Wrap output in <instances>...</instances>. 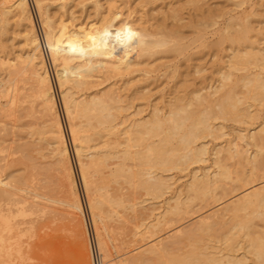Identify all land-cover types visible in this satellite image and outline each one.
Returning a JSON list of instances; mask_svg holds the SVG:
<instances>
[{
	"label": "bare ground",
	"instance_id": "obj_1",
	"mask_svg": "<svg viewBox=\"0 0 264 264\" xmlns=\"http://www.w3.org/2000/svg\"><path fill=\"white\" fill-rule=\"evenodd\" d=\"M116 1L33 0L61 89L79 175L87 194V204L96 232L104 204L116 205L119 208L128 205L132 211L138 210L137 207L135 209L138 202L134 203V198L129 195L128 201L121 198L120 194L107 199L109 196L105 192L106 200L105 197L99 196L101 194L98 195L97 192L104 190L103 184L106 181L100 186L95 180L96 176L99 178L107 170L108 182L119 186L125 184V187L128 185L132 189L131 192L142 190L149 197L161 198L171 190L173 184L170 183L173 177L170 176L169 179L165 174L173 171L181 173L194 164L207 162L208 139L217 140L225 135L224 122L247 123L257 119V114L251 111V103L264 106V52L254 47L252 41L244 48L251 39V25L246 22L236 23V29L233 28V23V27L227 23L225 28L218 26L216 22L211 23L212 17L206 13L209 11L202 9L204 2L201 6L197 5L202 0H174L169 15L172 22L169 24L166 21L159 24V21L153 20L152 14L151 19L158 24L150 23L152 20L148 13L154 10L151 7L147 12L145 9L140 13L138 8L139 17H134L135 20H131L132 13L127 10L129 15L126 19H119L118 24H115L117 14H112L114 11L111 13L110 8ZM156 1L158 2L143 0V3L148 6ZM182 1L193 6V13L184 15L188 16L186 23H183L185 17L180 13L184 9L177 7L181 4L174 5ZM125 3L124 7L122 4L123 8L127 5ZM54 5L59 10L57 13L60 12L59 16L53 15L55 18L49 13V9ZM105 5L108 10H105ZM213 14L211 12L212 16ZM165 18L168 17H164L163 21ZM214 20L212 18V21ZM233 20L234 18L231 21ZM246 21L248 22V19ZM11 22L24 28L25 49L16 57L15 62L0 60V64L9 70L15 79L11 89L0 91V99L7 98L10 110L18 105L25 110V116H33L37 109L43 115V127L38 133L48 136L44 139L52 149L54 166L51 167H54L53 170L67 195L64 204L72 211L82 213V205L72 176L69 149L62 123L56 113L51 80L42 52V38L40 39L37 33L28 0L0 2L1 36L6 35L7 26ZM211 26H215L212 31ZM211 35L217 37L215 46L222 47L228 42V47H231L229 51H232V54L229 53L230 58L228 55L229 63L226 61L228 70L223 72L225 67L223 69L222 65L216 71L219 76L216 86L208 79L206 81L211 84L204 81L206 76L203 72L207 65L204 67L202 63H198L207 59L208 55L201 54L200 52L204 51L201 48L206 49L209 44L214 46L209 39ZM243 43L246 44L242 45ZM195 44L196 48L202 50L199 52L201 57L194 58L197 64H189L193 67V70H190L186 62L193 61L192 55L195 53L189 55L188 50L195 49ZM233 44L244 46V49L241 47L243 51L235 52L236 45ZM2 47L4 46L1 45ZM117 47L122 51H116ZM181 60L185 61L186 66L181 64ZM206 61L208 60L203 64ZM249 67H258L259 72H250ZM180 68H185V71L181 72ZM237 71L243 73L238 75ZM191 73L203 74L204 77L199 76V79L204 82L196 83L191 80L194 79V74L190 76ZM25 80L29 81L28 92L24 90V85H20ZM35 105L39 108H35ZM3 131L2 128L1 132ZM237 139L247 140V145L254 148L252 155H239L234 140L226 141L224 146H215L212 153L215 171L209 173L204 169L202 174H198L197 170L190 172L189 181L183 189L168 198L169 202L163 212L147 223L144 232L133 233L135 237L140 236L141 240L149 239L156 230L168 225V216L187 213L195 201L208 198L214 201L225 199L219 214L214 212L203 217L195 228L202 233L210 230L213 232L209 220L214 217L216 222L210 220L212 223L227 227L221 241L219 240L223 242V247H220L223 249L217 250L213 247V252H207L209 248L200 249L193 245V251L190 249L177 257H169L166 262L160 252L167 249L163 250L160 242L156 244L154 240H150L138 255L133 256L130 264H146L147 259H150L145 256L147 253L155 255L158 261L164 257L166 264H246L250 260L249 256H252L253 262L264 264V117L262 123L252 128L251 132H239ZM236 158L239 167L236 168L237 176L233 179L225 162ZM245 165H251L248 173L244 172ZM50 170L52 171V168ZM258 170L262 171L260 176L257 174ZM221 187L223 189L218 193L217 190ZM240 189L243 190L242 195L237 198L235 196L233 200V194ZM121 190V194L125 193ZM19 191L12 186L11 181H5L0 176V203L16 207L22 215L27 206V199ZM124 195L123 197L126 196ZM229 196L231 198L226 199ZM130 201L132 204L129 205ZM44 208L47 206L42 209ZM254 219L263 224L261 230L252 231V228L257 227ZM137 229L139 228L135 230ZM149 233L152 235L148 236ZM192 235L194 234L189 236L190 239ZM198 235L199 238L203 236L200 233ZM93 241L90 245L91 254L93 250H100L103 256V262L99 256L100 264H111L112 259L98 232ZM239 251L242 253L239 254Z\"/></svg>",
	"mask_w": 264,
	"mask_h": 264
},
{
	"label": "rangeland",
	"instance_id": "obj_2",
	"mask_svg": "<svg viewBox=\"0 0 264 264\" xmlns=\"http://www.w3.org/2000/svg\"><path fill=\"white\" fill-rule=\"evenodd\" d=\"M120 1L117 0L113 3L114 5L112 7L114 9L112 7V9L110 8L111 13L114 11L112 14H117L115 19L116 22L114 21L115 24H118L120 20L126 19V16L129 15H127V10L129 11V13H132V19L130 16L131 20H135V18L138 19V8L140 10H138L139 13L144 12L142 10L146 9L145 12H147V9L149 10L153 8L154 10H151L152 13L149 11L150 13H148V17L150 18V20H152L151 18L153 17V20L159 21V24L165 21L168 24L172 22V20L169 18V15L171 12L170 9L173 8L172 4L175 2L174 0H158V2L156 1L153 4H148V6L144 5L145 3H143V0ZM0 2H2V0H0ZM123 2L127 4L125 5V8H123ZM136 3L138 4V6H136ZM201 3L204 7L202 9H204L205 11H209L206 13H209V16H211L213 20L215 19L214 21H212V18L209 17L211 23L216 22L218 26H223V28L228 25L227 23H229L230 25L231 23H233L234 27L232 25L231 26L236 29L238 28V25L236 26V23L244 24V22H246L247 24L251 25L249 26L251 28V34L249 33L251 39H249L247 44L243 43L242 45L246 44L244 45L245 47L243 46L244 48H246L248 44H251L250 42L252 41V44L254 43V47L262 49L261 51L264 52V0H202V2L200 1L199 4L197 3V5L201 6ZM34 4L35 3L33 2V0H28V5L32 12L33 21L37 29V33L39 35V38H42V52L44 54L46 66L48 68L47 70L51 80L52 92L56 103V113L59 116L60 122L62 123L63 131L65 133L69 149L72 176L75 180L76 190L82 205V213H78L76 211L74 212V210L72 211L71 208H68V206L64 204L66 202L67 195L62 183L58 180L56 172L53 170L54 167H51L54 166V159L51 153L52 149L45 140L48 136L45 137V135H41L38 133L43 127V115L38 109L37 111L36 109H34L36 112H34L33 116H25V110L23 111L18 105L10 110L11 108L8 105L7 98L2 97L0 99V110H2V113H0V135H3V137H0V142L2 140L3 141L0 143V176L5 181H11L12 186H14L17 190H20L19 193L21 195L23 194V196L27 199V206L26 209L24 208L26 212H22L21 215L20 211L16 207H9L5 204L0 203V264H92L90 245L91 242L93 243V240L97 237V232L100 234V237L105 243L107 253L112 259L111 264H130L133 261V256L138 255L139 252H141L146 247V242L150 240H154L156 244L160 242L159 245L164 247H162L163 250L167 249V252H160L166 259L162 257L161 259L159 258L160 260L158 261L155 255L145 253L146 258L150 257L149 260L147 259L146 264H166L165 261H168L169 257H177L178 254L180 255L183 253H187V251H190V249L191 251H193V245L198 246L200 249L207 247V249H210H208L207 252H213L211 250L213 247L217 248V250L218 248L223 249L220 248L223 247V242L220 241L226 231V226H223L219 223H212V221L216 222V219L214 217H211L210 220L212 221L209 220V222L211 223L213 232L210 230V232L208 231L202 233L198 232L195 228L199 226V220L203 219V217L205 218L210 214H214V212H216V215L219 214L218 212H220L221 208L223 209V201H226L225 199L214 201L213 199L208 198L204 201H195L192 205L191 210H189L187 213H183L180 216H168V225L156 230V233L154 235H152L151 233L147 234L148 236L152 235L151 237H149V239L141 240L139 238L140 236L137 237V235L135 237L133 233L144 232L147 223H149L154 218V216L163 212L167 202H169L168 198H171L172 195L178 190L183 189V186L189 181V178L191 176L190 172H194L197 170L198 174H202L204 172V169L209 170H205V172L209 173L215 171L212 155L213 148L215 146H224L226 141L234 140L233 143L235 144L239 155H245L246 153L248 155H252L254 148L247 145L246 139H237V136L239 132L242 134H246L249 130L251 132L252 128L257 127L260 123H262L264 117V106H258L257 103L255 104L253 102L251 103L252 109H250L251 111H253V113L257 114V119L254 118L253 120H249L247 123H239L233 121L224 122L223 125L225 135L217 140L208 139L209 142L207 144L209 153L207 156V162L194 164L190 166L187 171H183L181 173L173 171L167 173L168 175L165 174L169 177V179L171 178L170 176L173 177L170 182L171 184H173L171 186V190L169 192L167 191V193L161 198L155 199L149 197L145 195L142 190H139V192L138 190H134L135 192H131L132 189H130L128 185H126L125 187V184L119 186V184H115L111 181L108 182L109 175L107 170H105L103 174L99 176V178L98 176H96L95 180L97 181L98 185L101 186L104 181H106V184H103L104 190H100L97 192L98 195L101 194L99 196H102V198L105 197L104 195L106 192L107 196H109H106L107 199H110L112 196L113 198H115L114 196H119L120 194L121 198H124V200H130V198H128L127 196L129 195L130 197L134 198L132 199L133 201H136H134V203L141 202L139 206L138 203L136 204L135 209L136 207L138 209L136 212L132 211L131 208H128V205L119 208V206L117 207L116 205L115 207L114 205L112 206V204H104V206H102L103 211L101 210L99 215L101 217V220H98V230L96 232L94 231L92 225V214L90 213L87 204V194L84 186H82V180L79 175V166L77 158L75 156V149L69 133V122L63 107L61 89L59 88L55 74V68L48 53V47L46 46L44 41L45 39L43 38L44 30L43 28L41 29L42 26H40L38 12ZM237 4H241V6H238ZM174 5H179L177 7L181 6L180 8L184 9L182 12H180L182 9L179 12L181 13V15L183 14L182 17H185V21L183 23H186L188 16L184 15H186L187 13H193V9L191 8L192 5L186 4L184 1ZM182 5L185 6V8ZM189 6L190 8H188ZM106 7L107 6L105 5V10H108V7ZM58 11L59 10L55 8V5L51 6V8L49 9V13L52 16L54 14L55 16H59L60 12L57 13ZM211 12L216 15L213 14V17L211 15ZM118 14H121V16L119 17ZM123 15L125 16V18H122L124 17ZM55 16L53 17L55 18ZM166 16L169 19L165 18L166 20L164 19L163 21V18ZM154 17L156 19H154ZM232 18H234L233 21H231ZM247 19L248 22L246 21ZM153 20L150 23H154L155 21ZM14 24L15 23L11 22L7 26L6 35H0V60L6 59L9 60V62H15L16 57L19 56L25 49L23 41V36L25 34L24 28L18 27V25ZM214 27L211 26L210 30L212 31ZM216 38V36H209V39L212 41V44L214 46L209 44L206 49L201 48L202 50H204L203 52H200L202 50L199 47L198 48L200 50L197 51L198 48H196V44L193 46L195 47V49L191 48L188 50L189 55H191L192 52V54L195 53L196 56L192 55L194 56L192 58L194 62L195 59L201 57V54H208L206 55L207 59H205L208 60L206 61V63L203 64L205 60L198 63H202L204 67L205 65H207L205 67L207 69H205V72H203V74H205L206 76V79L204 81L208 79L211 83L214 82L212 83V85L214 84V86L218 85L216 83L219 82V76L216 75V71H218L219 68L222 67V65L223 69L225 67V71L223 72H226L228 70L227 64L229 63V58L232 54V51H229L231 47H228V42H225L224 46L222 47L215 46L214 42L215 40H217ZM1 45L4 46L2 47L3 49L1 48ZM233 45L235 46L236 44ZM233 45L230 46H232L233 48ZM237 45L234 47V51H243L244 48L242 47V45ZM226 47L228 48L226 49ZM257 48L256 50H258ZM115 50L122 51V49H120L119 47H117ZM196 52L198 54V57ZM199 52L201 54H199ZM230 52L231 54L229 55ZM193 61L191 60V62L186 63H188V66L189 64H193L192 66H194L197 63H193ZM184 63L185 61L181 64L186 66V64ZM192 66H189L190 70H193ZM251 68L249 67L250 72H259L258 67L252 69ZM182 70L183 69H181L180 71H185V68L183 71ZM240 72L241 71H237L236 73L238 75L243 73ZM192 74L194 73H191L190 76ZM196 75L194 74L195 80L193 78L191 79V77L190 79L196 83H200V81L202 82L203 79H199V76L204 77V75ZM28 82L29 81L25 80L20 84L21 86L24 85V90L27 92L30 86ZM14 83V75L10 74V71L0 64V91L11 89ZM34 107L37 108L38 106L35 105ZM2 128L5 132H1ZM237 159L238 158L225 162L229 170L231 171V177L233 179L236 178V168L239 167L237 165ZM50 167L52 168V171L50 170ZM48 168L50 171L48 170ZM250 170L251 165H245L244 172L248 173ZM261 173L262 171H257L258 176H260ZM226 182L229 183L228 181ZM222 189L223 187L219 188L217 192L220 193ZM120 190L122 192L124 191L125 193L121 194ZM242 191L243 190L240 189L235 192L232 199L235 196V198H237L238 195L240 197V194L242 195ZM113 193H115V195ZM123 194H125L126 196L124 195L125 197H123ZM229 198H231V196L227 197L226 199ZM127 201H125V204H127ZM128 204H132V201H130V203ZM44 206H47V208L42 209ZM70 211L73 213L71 214ZM254 224L257 227L252 228V231L261 230L260 227L263 224L260 220L254 219ZM137 227L139 228L137 229L138 231L135 230ZM191 230L193 231L191 232ZM194 230H196L198 233H200V235L203 236L199 238L198 233L196 232L195 234ZM186 233H188V235ZM191 234L194 235H192L193 237L191 236L190 239L189 236ZM197 238L199 239L196 242ZM159 245H157V247H159ZM199 248L196 249L200 250ZM96 251L98 252L97 255L100 256L101 262H103L102 253L99 252L100 250ZM238 253L241 254L242 252L239 251ZM249 259L250 260L247 261L246 264H257L253 262L252 256H249Z\"/></svg>",
	"mask_w": 264,
	"mask_h": 264
},
{
	"label": "built area",
	"instance_id": "obj_3",
	"mask_svg": "<svg viewBox=\"0 0 264 264\" xmlns=\"http://www.w3.org/2000/svg\"><path fill=\"white\" fill-rule=\"evenodd\" d=\"M92 262L93 264H100L99 256L97 255V252L95 250H93L92 253Z\"/></svg>",
	"mask_w": 264,
	"mask_h": 264
}]
</instances>
